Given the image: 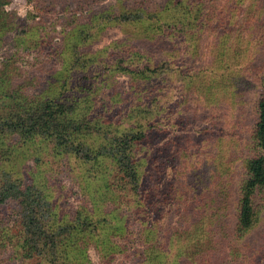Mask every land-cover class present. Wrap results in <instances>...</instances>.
Here are the masks:
<instances>
[{
    "label": "rangeland",
    "instance_id": "rangeland-1",
    "mask_svg": "<svg viewBox=\"0 0 264 264\" xmlns=\"http://www.w3.org/2000/svg\"><path fill=\"white\" fill-rule=\"evenodd\" d=\"M187 2L189 17L185 7L170 15L166 9L170 0H9L6 5L12 6V23H17L1 36L0 78L8 81L0 80V94L11 91L27 97L53 90L51 82L66 68L69 54L64 50H73L75 43L80 52L95 57L91 61L102 58V67L110 62L117 65L122 51L119 55L113 45L125 43L124 52L131 51L139 62L162 71L145 92L155 95L160 106L146 122L155 125L141 152L146 162L140 172L153 197L140 221L129 209L128 204L133 203L129 193L113 186L118 173L112 165H107L102 177L103 169L89 172L74 156L56 160L51 152V156L42 153L43 160L37 162L41 180L63 218L59 217L60 223L64 214L84 205L89 211L98 207L104 213L123 210L119 230L104 233L109 241L102 242L100 237L78 240L77 249L73 241L74 256L67 258L70 264H154V247L162 264L173 260L175 264H264V187L253 196L254 226L243 238L233 237L245 160L254 154L250 132L264 75V0ZM22 6H31L23 17L17 15ZM19 32L25 36L22 41L16 40ZM36 37L44 38L46 45L28 47ZM58 50L61 56L56 55ZM105 70L107 83H98L99 92L109 102L110 95L117 94L112 122L126 130L133 124L128 113L131 79L119 70ZM100 132L102 129L96 131ZM26 158L25 163H9L11 171H25L27 164H37L33 153ZM87 176L91 178L85 183ZM4 179L0 174V183ZM103 181L114 191L109 199L99 195L105 191ZM20 200L8 197L0 206L10 232L2 242L5 245L0 244V264H37V259L21 261L14 253L16 243L9 241L17 239L20 224L29 231L31 222L28 213L20 211ZM48 210L47 206L37 208L46 224V217L53 216ZM201 214L206 238L198 244L203 251L189 257L198 248L197 240H189L182 231L199 226L195 216ZM34 216L31 208L30 217ZM48 222L58 226L54 217ZM177 244L182 246L183 257ZM113 245L116 247L111 248Z\"/></svg>",
    "mask_w": 264,
    "mask_h": 264
},
{
    "label": "trees",
    "instance_id": "trees-1",
    "mask_svg": "<svg viewBox=\"0 0 264 264\" xmlns=\"http://www.w3.org/2000/svg\"><path fill=\"white\" fill-rule=\"evenodd\" d=\"M170 1L171 3L166 6V9H170V15L185 7V16H191L186 12L190 7L188 2L187 6L185 0ZM8 2L9 0H0V42H2V33L15 28L17 23V21L15 24L12 23L14 13L5 10ZM116 17L118 16L114 18ZM169 26L170 22L167 23V27ZM84 31L87 33L88 29L84 28ZM17 37L16 40L25 39L20 32ZM26 41L29 43L28 40ZM30 44L28 47L38 48V46H45L46 40L41 37L31 38ZM76 45L77 43L73 45V50L65 48V54H69V57L65 59L66 68L62 69L63 72L61 71L58 80L51 82L55 85L52 87L53 90H47L44 94L35 92L27 97L10 93L11 91L0 94V148H4L0 153V174L5 178L0 183V206L7 203L8 197L21 199L20 211L24 215L28 213L27 221L31 222L28 224L30 232L23 227V224H20L17 241L9 239L16 243L14 253L21 261L37 259V264H70L67 258L74 256L73 241L76 249L78 240L99 239L100 237L101 241L105 242L108 238L104 235L119 230L118 224L124 216L122 207L104 213L98 207L89 211L84 205L72 211L70 215L64 214L65 220L60 223L56 205L51 200L52 196L47 192L41 180L40 171H38L37 162L43 160L42 153L48 155L51 152L52 156L49 155L56 160L63 156H74L81 163L80 167L89 172L103 169L102 177L108 171L107 165H112L118 173L113 178V186L129 193V198L133 201L131 206L130 203L128 204L129 209L136 213L139 221L143 215H146L145 205L152 203L153 191L145 188L142 181L144 178L142 179L140 172L141 164L146 162L145 158L143 162L141 152L154 132L153 125L155 124H146V122L154 117L160 104L155 95L151 97L145 92L149 91V87L152 88L155 84L153 80L162 71L158 66L139 62L134 58L136 54L131 51L124 52L125 43L118 42L113 45V48L119 51V55L122 51V56L115 67L112 62L109 66L102 67L101 65H104L102 58L98 62L91 61L90 59L95 57L89 54L86 56L80 52L79 45L77 47ZM58 52L55 54L61 56L62 51L58 50ZM116 55L119 57L118 54ZM122 62H126V65L121 66ZM106 67H108V72L119 70L131 79L128 94L132 100V106L128 113L133 124L126 130L117 128L119 124L114 125L112 122V114L114 111L117 112L114 110V97L117 94L110 95L111 102H109L99 92L98 83L101 85L107 83L105 82ZM111 67L114 68L110 69ZM2 78H0L2 82L7 80ZM18 92L22 93L21 90ZM140 121L144 123L140 124ZM99 129H102V132L96 133ZM250 134V145L254 149V154L245 160V177L238 190L237 220L233 234L235 240L246 236L257 221L253 196L257 189L264 187V75L262 91L257 102V118L251 127ZM30 153L35 155L34 159L37 164L34 167L27 164V170L12 172L8 164L13 163L14 165L16 161L25 163L28 160L26 154ZM89 177L84 179L85 183ZM94 177L96 179V176ZM103 183L105 191L102 190L99 195L109 199L114 191L107 181ZM86 189L88 190V187ZM114 203L117 204L115 201ZM45 206L52 213L51 217L56 218L58 226H53V223L48 224L51 217H46L47 224L40 218L42 213H39L37 208L41 210ZM31 208L36 218L35 216L30 217ZM106 215H110V220H107ZM4 217L5 215L0 211L1 245H5L2 242L7 240V235L10 233L8 227L6 228L7 223ZM195 217L196 222L201 224L182 231L189 240H197L198 248L193 253L189 252V257L199 254L197 252L202 253L203 248L198 243L206 238V230L202 224L205 222L204 214ZM178 238L180 240L179 234L177 235L179 242ZM181 247L179 245L177 250L183 257L184 252ZM154 248L157 257L154 264H162L163 258L161 256L162 260L158 261L159 252L156 247ZM175 263L174 260L171 262V264Z\"/></svg>",
    "mask_w": 264,
    "mask_h": 264
},
{
    "label": "clouds",
    "instance_id": "clouds-1",
    "mask_svg": "<svg viewBox=\"0 0 264 264\" xmlns=\"http://www.w3.org/2000/svg\"><path fill=\"white\" fill-rule=\"evenodd\" d=\"M17 2H19V0H17ZM30 7L31 6H27V8H26V7L22 6V7L18 8L17 9V15L23 17L24 15H26V10H30ZM5 10L6 11H11L12 10V6H6Z\"/></svg>",
    "mask_w": 264,
    "mask_h": 264
}]
</instances>
